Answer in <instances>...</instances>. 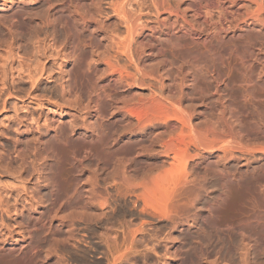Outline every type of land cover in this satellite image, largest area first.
<instances>
[{
  "label": "bare ground",
  "instance_id": "obj_1",
  "mask_svg": "<svg viewBox=\"0 0 264 264\" xmlns=\"http://www.w3.org/2000/svg\"><path fill=\"white\" fill-rule=\"evenodd\" d=\"M86 2L82 15L77 3L50 4L38 22L62 52L55 91L74 113L34 139L17 134L41 184L21 210L0 202V223L9 216L18 230L0 232V263L69 264L81 227L125 207L197 234L164 264H264V0ZM3 34L22 45L14 21ZM143 219L104 240L108 264L136 254Z\"/></svg>",
  "mask_w": 264,
  "mask_h": 264
},
{
  "label": "rangeland",
  "instance_id": "obj_2",
  "mask_svg": "<svg viewBox=\"0 0 264 264\" xmlns=\"http://www.w3.org/2000/svg\"><path fill=\"white\" fill-rule=\"evenodd\" d=\"M62 1L65 0H0V202L2 201L4 205L8 204L10 207L16 206L20 210L22 205L27 206L29 199L34 196L33 190L40 186L41 181L38 180L36 171L39 163L32 157L21 159V153L16 151L14 141L17 134L25 133L23 136L34 139L36 136L42 135L48 129L49 124L58 122L56 119L61 111H63L61 122H66V112L74 113L69 109L67 102L59 100L55 91L56 80L63 68L62 52L51 42L50 38H47L48 29L44 27L40 29L38 26L41 19L50 17L51 7L49 5ZM68 1L73 2L74 5L77 3L76 12L78 15L86 12L88 6L86 0ZM85 17L88 15L86 14ZM11 20L17 24L18 31L21 32V46L11 45L10 43L13 41H10L8 37L2 40L3 29L8 26ZM99 77H101V73L96 69L88 76L87 82H83V100L86 101L88 93L91 94L97 90V78ZM56 105L61 109L55 107ZM215 112L203 111L208 118L215 117ZM239 112L247 115L250 120L248 114L252 111L244 109ZM259 113H264V111H259ZM78 123L80 122L78 121ZM83 177H86V174ZM21 181L25 184L24 189L21 187ZM127 199L130 200V198ZM123 209H118L119 211L112 212L113 214L107 212L109 217H106L99 226L91 225L88 226V229L83 226L81 229L79 228L77 233L83 244L78 248V252L72 248L63 250L66 252V256L72 257L69 264H80L73 260L81 251L87 252L86 261L89 264L111 262L104 240L117 238L122 233L120 230L123 231V228L129 223V227L136 228L145 218L138 213L137 209L136 211L134 208H132L133 210L131 208L128 210L125 207ZM138 216H141V219ZM3 220V223H0V225L3 224L0 227L1 235L5 238L10 236L17 238L18 230L9 216H5ZM153 220L143 219L142 222L145 221L148 224L135 239L137 252L132 257L123 259L121 264L174 262L176 259L169 258L166 254L168 248L176 244L178 254L182 255L185 250L193 247L197 240L198 236L195 232L189 234L183 228L171 234L169 225L163 221L158 223ZM4 223L8 229L4 227ZM92 247L95 249H91ZM21 261L23 264V260ZM36 262L44 263L42 255ZM52 262L50 261V263Z\"/></svg>",
  "mask_w": 264,
  "mask_h": 264
}]
</instances>
